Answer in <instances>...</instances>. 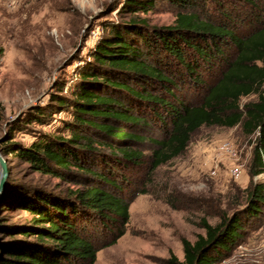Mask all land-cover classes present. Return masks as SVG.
<instances>
[{"label":"rangeland","instance_id":"obj_1","mask_svg":"<svg viewBox=\"0 0 264 264\" xmlns=\"http://www.w3.org/2000/svg\"><path fill=\"white\" fill-rule=\"evenodd\" d=\"M123 2L0 0V153L8 165L7 186L55 191L77 188L73 183L34 172L14 154L7 155L6 146L12 143L30 146L41 135L63 138L72 135L68 124L74 120L68 108L54 110L56 113L49 116L45 124L35 122L25 127L21 124L29 122L36 108L50 110L55 96L72 98L80 86V73L91 67L95 46L112 28L124 30L125 24L134 17L145 20L146 25L138 29L144 37L142 47L145 46L147 60L178 82L175 99L184 104L200 103L207 87L217 81L226 61L234 54L229 40L223 57L213 53L208 63L191 48H186L187 61L198 65L197 73L190 75L167 54L158 34L173 26L178 13L185 11L174 2L157 0L151 12L133 16L120 11ZM196 9L202 19L227 24L240 36L250 34L264 17L248 15L255 12L254 9L233 0H200ZM224 12L235 21L230 23L223 16ZM140 83L153 94L166 97L163 84L146 79ZM97 89L126 102L134 114L147 118L149 127L122 126L146 138L142 144H131L144 154L138 167L123 162L117 165L104 145L89 156L95 170L116 176L122 184L121 195L131 201L127 233L117 244L100 251L96 264H166L171 256L184 261L182 241L194 244L198 236L205 235L201 226L203 219L217 225L224 217L235 213L242 215L245 232L230 255L218 264H264V212L258 218L245 212L249 190L255 184L264 183V173L251 175L258 135L248 136L240 125L202 127L193 134L183 155L152 173L151 153L155 146L149 139L164 137L163 127L170 125L166 111L156 104L134 101L102 85ZM257 101V95L244 97L241 108ZM153 112L161 114V119ZM74 129L97 142H106L84 127ZM227 144L236 156L222 150ZM238 167L241 176L235 178L232 169ZM7 209L0 204V243L7 241L6 226L30 218L28 212L16 207Z\"/></svg>","mask_w":264,"mask_h":264},{"label":"trees","instance_id":"obj_2","mask_svg":"<svg viewBox=\"0 0 264 264\" xmlns=\"http://www.w3.org/2000/svg\"><path fill=\"white\" fill-rule=\"evenodd\" d=\"M165 1L174 2L185 11L178 13L173 26L158 32L167 54L188 74L195 75L198 65L187 61L185 49L191 48L208 63L213 53L223 57L229 40L234 54L226 61L224 71L207 87L200 103L184 104L175 99L178 82L147 60L145 46L142 47L144 37L138 29L146 25L145 20L134 17L125 24L124 30L112 28L95 46L91 67L80 73V86L72 98L55 96L50 110L36 108L29 122L21 124L23 127L35 122L45 124L56 113L54 110L68 108L74 120L68 124L72 135L63 138L47 134L30 146L17 143L6 146L7 155L14 154L34 172L73 183L77 188L55 191L6 185L0 198L1 207H16L28 212L30 218L4 228L7 241L0 243V264H96L98 253L117 244L127 233L131 201L121 195L122 184L116 176L95 170L89 156L104 145L117 165L123 162L138 167L144 154L131 144L137 146L146 138L122 126L149 125L147 118L134 114L126 102L113 94L99 92L100 85L142 104H156L166 111L170 125L163 127L164 137L149 139L155 146L151 153L152 173L183 155L193 134L202 127L239 125L248 136L258 135L251 175L264 173V17L250 34L240 36L227 24L202 19L196 9L200 0ZM233 1L254 9L252 14L247 10L252 17L264 16V0ZM156 2L124 0L120 11L133 16L147 14ZM223 16L230 23L235 21L228 13L224 12ZM144 79L163 84L166 97L147 90L140 83ZM251 95H257L258 101L241 108L244 97ZM153 113L161 119V114ZM75 126L94 132L106 142L81 135ZM253 187L247 195L245 212L258 218L264 212V183ZM201 224L204 236H198L194 244L182 241L184 261L171 256L166 264H218L239 244L246 226L239 213L224 217L217 225L206 219Z\"/></svg>","mask_w":264,"mask_h":264},{"label":"water","instance_id":"obj_3","mask_svg":"<svg viewBox=\"0 0 264 264\" xmlns=\"http://www.w3.org/2000/svg\"><path fill=\"white\" fill-rule=\"evenodd\" d=\"M8 165L6 159L0 153V197L8 180Z\"/></svg>","mask_w":264,"mask_h":264},{"label":"built area","instance_id":"obj_4","mask_svg":"<svg viewBox=\"0 0 264 264\" xmlns=\"http://www.w3.org/2000/svg\"><path fill=\"white\" fill-rule=\"evenodd\" d=\"M223 151L231 153V155L236 156V152L233 151L232 147L230 145H226L222 148ZM232 174L235 178H239L241 176V169L238 168H233L232 169Z\"/></svg>","mask_w":264,"mask_h":264}]
</instances>
